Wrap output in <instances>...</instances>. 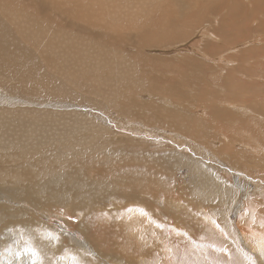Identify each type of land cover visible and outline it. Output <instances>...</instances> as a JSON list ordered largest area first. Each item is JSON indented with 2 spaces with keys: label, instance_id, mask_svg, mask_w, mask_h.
Returning a JSON list of instances; mask_svg holds the SVG:
<instances>
[{
  "label": "bare ground",
  "instance_id": "6f19581e",
  "mask_svg": "<svg viewBox=\"0 0 264 264\" xmlns=\"http://www.w3.org/2000/svg\"><path fill=\"white\" fill-rule=\"evenodd\" d=\"M128 2L0 0V139L6 141L3 146L0 140V147L3 146L0 148V189L12 185L13 193L20 198L27 196L35 208L49 202L59 205L72 202L75 210L84 213L80 224L83 232H90L94 244L99 246L96 248L88 241H75L66 246L63 237L53 234L47 229L50 226L32 217L30 210H5L0 204V225L15 223V228L4 227L0 251L9 243L25 242L27 249L17 244L19 248L14 252L19 254L20 261L30 254L33 264H248L251 259L258 261L255 264H264V210L255 204L238 206L240 217L246 210L248 229L239 221L233 223L229 212L231 204L236 203V189L222 183L214 186L208 179L210 172L197 165L189 168L190 182L178 185L165 172L177 165L179 157L170 159L161 151L153 159L139 152L121 153L113 149L117 139L107 127L102 128L96 114L72 111L100 106L133 118L137 109L148 105L144 106L140 100L143 89L151 90L156 97L167 94V90L168 95L172 94L171 84L146 73L148 67L142 64L139 53H127L123 45L130 37L140 43L172 37L176 29L172 28V15L167 13L173 9L167 6L173 0ZM179 5L178 8L184 6ZM158 66H155L157 70ZM179 72L180 69L175 70L176 74ZM157 100L149 101L151 107H147L160 117L152 115L151 118L164 120L187 136L204 135L209 129L204 120L195 119L197 115L181 114L176 105L172 104L169 109ZM15 105L22 109L6 108ZM174 112L188 122L178 119ZM72 116L86 121L78 122ZM253 131L257 136L259 130ZM146 159L156 166L154 170L143 165ZM251 161L257 166L263 164L260 158H251ZM94 168L98 175H92ZM104 193L135 198L146 193L149 198L160 197L167 202L171 207L168 214L174 208L175 214L181 211L179 215L184 218L203 215L208 238L201 242L193 239L191 246L180 245L177 239L170 241L176 235L175 230L168 227L167 235L159 234L161 225L155 223L153 211L135 199L128 200L126 207L117 205L118 208L106 214L98 201ZM190 198L204 212L197 214L192 210Z\"/></svg>",
  "mask_w": 264,
  "mask_h": 264
},
{
  "label": "rangeland",
  "instance_id": "374dc122",
  "mask_svg": "<svg viewBox=\"0 0 264 264\" xmlns=\"http://www.w3.org/2000/svg\"><path fill=\"white\" fill-rule=\"evenodd\" d=\"M131 1L129 0L128 3ZM177 3L184 4V6L180 7L181 5H179L180 8H178ZM167 7L169 9L172 7L173 9L167 13V15H172L170 16L173 23L172 28L175 27L176 29L172 37L170 35L166 36L162 41L155 40L141 43L135 37H130L123 47L127 53L135 51L139 53L138 55L142 64L148 67L146 73L157 80L159 78L158 81L160 82L171 84L172 88L170 87V89L173 91L171 95H168L170 92L167 90V94H158L156 97L151 90L143 89L140 93V97L142 96L143 98H140V100L145 103L144 106L148 103L147 106L149 107L150 105L151 107L149 103L153 99H158L157 101L160 104L166 105L165 107L169 109L172 108V104L173 107L176 105V110L179 113L189 116L193 113L197 115L195 119L204 120L209 128H206L208 130L205 134H197L195 136L184 135V133L182 134L175 128H172L170 124L164 123V120L158 119L160 115L155 114L147 106V109L146 107L145 109H137L136 115L133 118L125 117L123 114L105 107L99 108L100 106L79 107L78 110L71 109L75 113L96 114L98 116L97 119L100 118L99 120L103 122H101L102 128L107 127L117 139L115 145L112 143L114 145L113 149L119 150L121 153L139 152L144 153V156L152 159L156 155L161 154V152L170 156V159L172 156L179 157L177 158L179 159L177 165L165 172L166 176L171 174L172 176H169V178L175 179L176 182L178 181V185L190 182L189 168L191 169L197 165L210 172L211 179H208L211 183L214 182V186H216V183L219 185L222 183L224 186L236 189V203L231 204L229 216H231L233 223L239 221V223L245 225L246 229H248V222L245 223L248 219L246 210L243 212V216L240 217L238 206H243L244 208L249 204H255L256 207L258 206V209L264 210V142L262 140L264 139V0H173V4H169ZM174 15L177 17L176 19ZM79 29L84 30L82 27ZM141 46L143 47L141 48ZM155 66H158L159 70ZM177 69L181 70L178 74L175 73ZM254 97L258 98L254 99ZM45 107L48 106L45 105ZM6 108L22 109L16 105ZM174 113L181 121L186 120L179 117L176 112ZM152 115H158V118H151L153 117ZM72 119L83 123L86 121L85 118L77 116H72ZM186 122L188 121L186 120ZM158 123L159 125H157ZM225 125L227 127H224ZM253 130H259L257 136L253 134ZM203 139L205 140L202 142L201 140ZM1 141L3 142V146H5L6 141ZM196 142L200 143L197 144ZM168 149H170V152ZM222 149L225 150V153L230 154H225ZM179 151L182 153H179ZM238 153L241 155L238 156ZM180 156H184L185 159L183 157L181 159ZM251 158H260L263 164H258L257 166L252 163ZM237 160L240 161L238 162ZM150 162V160L148 162L146 159L143 165L145 167L151 166L150 168L148 167V170H154L156 166ZM91 173L92 175H98V170L94 168ZM216 179L219 183L216 182ZM1 187L0 204L5 210H12L13 208H21L24 211L30 210L31 216L33 215L32 217L38 218L42 223L50 226L47 229L50 228L49 230L53 234L63 237L62 241L66 246H70L75 241H88L90 245L97 248L98 245L94 244L91 233H84L82 230L83 226L80 225L84 216L83 211L75 210L72 202L65 205L49 202L35 208L31 205V201L27 199V196L17 197L13 193L12 185ZM104 194L98 198V201L101 205H99L100 209L103 212L105 211L104 213L106 214L118 208L119 205V207H126L127 202H133L134 199L135 201H141L143 205L153 211V219L157 220L153 222L161 225L158 227L159 234L167 235L166 230H168V227L171 230H175V237L169 238L172 242H176L175 240L177 239L180 245L185 243L183 246H191L194 241L193 239L196 242H201L208 238L206 221L202 218L203 215L198 214L200 211L204 212V209L192 198L188 199L189 205L192 207V210H196L195 212L198 214V217L197 215H193L192 217H185V219L184 216L179 215L181 211L178 212L179 214H175L174 208L173 211H170L171 214H168V210L171 207L160 197H156V199L149 198L145 196L146 193H143V196L138 195L137 198L125 194L121 195V193L117 195ZM156 203L157 205H155ZM4 205L8 207L6 208ZM156 210H158V214ZM245 213L246 216L244 215ZM217 219L221 222L219 218ZM189 220L191 221L189 222ZM103 223H105V220ZM5 224L6 228L8 226H15L13 221ZM181 225H185V227L183 226V228ZM0 226L1 235L5 226ZM164 226L166 229H164ZM105 235L108 238L107 228L105 229ZM17 244L19 247H26L25 249H27L25 242ZM17 244L9 243L4 246L0 251V264H33V257L30 254L20 261L19 254L14 252L19 248ZM241 245V247H245L242 243ZM101 248L107 249L102 245ZM103 254L106 255L104 252ZM257 262L251 259L248 264H255Z\"/></svg>",
  "mask_w": 264,
  "mask_h": 264
}]
</instances>
